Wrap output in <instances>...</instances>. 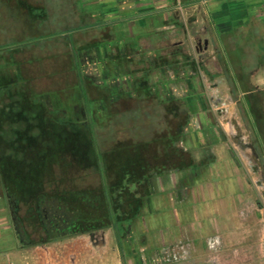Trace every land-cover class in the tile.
Wrapping results in <instances>:
<instances>
[{
	"label": "crops",
	"instance_id": "obj_1",
	"mask_svg": "<svg viewBox=\"0 0 264 264\" xmlns=\"http://www.w3.org/2000/svg\"><path fill=\"white\" fill-rule=\"evenodd\" d=\"M237 1L242 0L205 5L201 0L94 1L104 14L95 16L105 25L130 22L132 29L106 26L96 32L99 41L87 37L79 49L85 79L94 84L102 76L96 89L110 104L131 99L151 114L155 109L178 110L185 119L174 145L193 161L188 168L151 176L149 195L129 237L110 254L113 264H123L122 258H127L124 264H158L159 258L182 259L184 264H264V204L255 207L259 203L252 200L248 178L236 162V147L228 140L235 133L230 118L244 111L241 97L247 93H233L227 49L220 41L251 19L264 21V0H244L246 6ZM117 34L123 38L113 51L102 53L97 46ZM100 60L107 61L102 75L93 65ZM94 235H89L93 248L100 242ZM102 241L106 246L103 236ZM74 251L72 264L83 254V259L93 255L87 248ZM253 251L260 252L259 260ZM100 252L99 264H106L109 255Z\"/></svg>",
	"mask_w": 264,
	"mask_h": 264
},
{
	"label": "rangeland",
	"instance_id": "obj_2",
	"mask_svg": "<svg viewBox=\"0 0 264 264\" xmlns=\"http://www.w3.org/2000/svg\"><path fill=\"white\" fill-rule=\"evenodd\" d=\"M94 1L0 0V134L5 135L3 139L0 137V157L6 155L10 160L19 152L22 158L31 155L53 159L57 146L69 143L64 139L67 135L63 134L64 127L72 123L82 127L89 122H96L94 127L100 130L99 147L114 150L115 143H121L133 149L138 142L147 143L146 154L160 157L164 156L167 146L164 134L184 123L185 117L173 107L159 112L155 109L157 113L151 114L131 99H119L110 104L104 98L105 93L96 89L97 81L103 82V77L99 79L98 75L94 84L85 79L84 69L87 68L79 49L88 41L87 37L90 35L91 41H99L96 32L106 26L125 31L132 29L130 22L117 24L114 20L105 25L95 16L104 14ZM243 1L237 3L246 6ZM257 13L262 14L261 10ZM121 35L104 40L97 47L101 46L102 53H111L123 38ZM220 41L227 49L233 93L237 96L247 93L241 97L244 111L239 110L236 118H230L235 133L229 135L228 140L236 147V162L248 178L252 200L256 199L258 208L264 204V139L261 147L257 113L252 110L249 98H258L264 112V21L251 19L236 28L233 36H222ZM98 48L96 57L101 59ZM93 62L97 73L102 75L107 61ZM260 63L263 66L258 68ZM98 89L103 90L104 85ZM102 101L103 109L100 108ZM250 146L258 148L257 152ZM49 174L51 178L52 173ZM46 206L43 233L28 230L26 235L18 224L13 202L0 195V264H72L77 256L74 250L86 248L93 255L87 259H83L85 254L81 255L78 264H99V248L101 255L106 252L109 255L106 264H113L110 254L119 251L120 242L112 227L92 233L100 241L93 248L90 234L71 235L68 225L60 221L62 211L54 209L58 206L52 201ZM64 216L70 221L74 219V214L69 212ZM26 227L30 229L28 224ZM102 236L107 240L106 246L102 244ZM42 239H46L47 244L31 245ZM252 254L256 260L260 259V252ZM122 260L124 264L127 258ZM157 261L158 264H184L182 259L159 258ZM202 264L212 263L206 260Z\"/></svg>",
	"mask_w": 264,
	"mask_h": 264
},
{
	"label": "trees",
	"instance_id": "obj_3",
	"mask_svg": "<svg viewBox=\"0 0 264 264\" xmlns=\"http://www.w3.org/2000/svg\"><path fill=\"white\" fill-rule=\"evenodd\" d=\"M95 124L65 126L64 139L69 143H60L53 159L31 155L22 158L19 152L10 160L6 155L0 157V195L13 202L18 224L26 235L30 230L43 233L46 203L52 201L58 206L55 211H62L58 216L68 225L71 235L112 227L120 242L129 237L130 225L140 216L150 192L151 176L193 164L190 153L174 145L177 130L169 129L164 134L163 141L167 143L164 156L156 157L146 154L147 143L138 142L133 149L121 143H115L114 150L99 147L102 137ZM256 126L263 141L264 126L258 121ZM0 137L3 139L5 135ZM92 178H96L95 183L90 181ZM63 212L74 214V219H66ZM41 244H47L46 239L31 245Z\"/></svg>",
	"mask_w": 264,
	"mask_h": 264
},
{
	"label": "flooded vegetation",
	"instance_id": "obj_4",
	"mask_svg": "<svg viewBox=\"0 0 264 264\" xmlns=\"http://www.w3.org/2000/svg\"><path fill=\"white\" fill-rule=\"evenodd\" d=\"M249 102L252 106L251 107L252 110L256 111V113H257V121H258L259 125L261 127L264 126V112L261 111L262 109H261L260 101L258 100V98L252 97V98H249ZM262 142L263 141L261 140V138H259V143H260L261 147H262ZM250 148L253 150V152H255V153L257 152L256 149H258V148H256L255 146H250ZM89 234H92V233H89Z\"/></svg>",
	"mask_w": 264,
	"mask_h": 264
},
{
	"label": "built area",
	"instance_id": "obj_5",
	"mask_svg": "<svg viewBox=\"0 0 264 264\" xmlns=\"http://www.w3.org/2000/svg\"><path fill=\"white\" fill-rule=\"evenodd\" d=\"M209 1H211V0H201V2H202V4H207Z\"/></svg>",
	"mask_w": 264,
	"mask_h": 264
}]
</instances>
